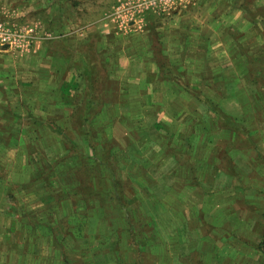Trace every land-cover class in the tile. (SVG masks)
<instances>
[{
	"label": "rangeland",
	"instance_id": "374dc122",
	"mask_svg": "<svg viewBox=\"0 0 264 264\" xmlns=\"http://www.w3.org/2000/svg\"><path fill=\"white\" fill-rule=\"evenodd\" d=\"M216 15L230 24L229 47L211 59L226 69L216 74L219 67L210 65L216 75L207 83L216 94L199 97L204 111L196 118L213 121L220 102L229 112L245 107L246 117L242 110L241 119L232 118L246 131L230 129L208 150L235 178L227 149L246 152L238 157L243 170L252 161L264 168V0H0V264H264V219L246 226L252 239L235 224L213 225L198 177L188 170V187L176 180V143L160 158L156 145L131 146L125 125H114L128 115L103 107L118 102L117 83L97 82L110 76L100 53L75 45L102 22L114 28L115 42L140 44L130 22L162 28L176 16V36L155 31L152 39L164 76H183L169 64L165 43L182 45L178 58L187 41H220V32L204 27ZM162 117L145 123L157 126ZM194 134L190 148L202 161L199 139L209 134ZM231 184L212 204L232 199L239 185ZM237 204L253 208L248 200Z\"/></svg>",
	"mask_w": 264,
	"mask_h": 264
},
{
	"label": "crops",
	"instance_id": "0c3cea01",
	"mask_svg": "<svg viewBox=\"0 0 264 264\" xmlns=\"http://www.w3.org/2000/svg\"><path fill=\"white\" fill-rule=\"evenodd\" d=\"M179 15H177V18ZM183 16H180V18ZM216 19L217 15L212 16L208 20L210 24L206 22L204 27H209L213 32L222 34L218 42H213L210 37L206 39L207 43L200 41L193 43L194 40L191 42L187 41L186 46L183 48L186 51L185 54H180L178 58L176 57V49L182 50L178 47L182 45L178 41L176 43V39H172L171 44L165 43L164 48L166 51L164 52L166 58L169 59V64L173 68L182 67L183 76L176 74V72L164 76L165 73L161 72V66L155 59L152 39L155 31L158 34L163 32L169 37L170 34L176 36V16L171 20L170 25L162 28H159L158 25L155 28L149 27V22L146 19L144 21L141 19L143 22L139 27H137L136 23L130 22V28L136 27L133 30L140 32L142 38L140 44L132 43L127 39L122 42H115L110 36V33L114 32V28H111L112 25L102 22L101 24L89 26V32H85L86 36L75 45L84 47L91 44L92 48L97 49L100 53L102 65L110 71V76L105 78L99 76L97 77V82L105 79L106 81L112 80L117 83L118 90L116 94L119 97L118 102L115 106L104 105L103 107L107 109L112 107L110 110L116 114L128 115L129 120H117L114 125L116 123H120L121 126L125 125V127L122 126L124 128L123 134L129 139V144L131 146L136 145V143L142 144L141 149L143 148V150H149L150 145H156L162 151L158 153L160 158L167 152L172 154L170 152L172 150L171 145L176 143V180L178 178L182 180L183 177V181L188 187L189 178H191L188 175V170L191 171V176L198 177L200 186L196 188L204 195V202L200 204L204 206L205 217L210 219V222L214 223L213 225L215 226L222 227L235 224L237 225L236 232L239 235L252 239L253 237L250 238L246 226L250 223L252 217L258 221L260 218L264 219L260 208L262 205L264 206L260 200L261 196L264 195V168L260 162L252 161L250 169L243 170L238 163V157L242 154V158L246 159V152L242 149L234 148L230 154L227 149V155H230L235 165L236 177L232 176L231 178L230 173L225 172L221 164L218 165L219 160L216 158L219 156L213 157L214 162L216 161V164H213L208 153L209 149H214L216 144L228 135L230 129L222 125L217 112L212 115L213 121L196 118V114L200 110L204 111L199 97H213L216 94L213 93L207 82L214 81L216 74H225L226 68H221L219 59L215 62L212 61L211 55L217 49H223L224 44H226L227 52L229 47L227 42L228 37H230L228 33L231 27L226 17H223L219 23ZM102 24H105L104 27H106L103 30L104 32L100 29ZM178 33L179 35L182 34ZM101 38H103L102 41L99 40ZM169 46L171 47L169 48ZM111 51L116 53L111 56ZM111 58L113 59L111 60ZM211 64L219 67L218 73L214 74L213 70H211V67H213L210 66ZM216 105L221 111L236 119H241L242 110L245 113L244 117H246L245 107H242L241 111L237 109L236 112L230 111L232 112L230 113L221 102L216 103ZM205 108L210 113L211 107ZM160 112L164 116L159 118L160 124L156 126L153 122L148 126L145 123L146 118H155ZM251 112L253 113V109ZM95 123L94 121V125ZM110 128L109 126L108 129ZM192 129L195 130V140H198L197 134L200 130H204L205 133L209 134L206 140L204 137L199 139L201 141L199 149L205 148L202 161L196 154L194 155L190 148L191 145L195 144L191 140ZM151 141L153 143H150ZM218 150L223 151V147L220 146ZM181 152L184 155L186 154L185 158L182 157ZM198 161H201V164L196 167ZM221 161L222 157L220 156V163ZM233 181L239 186L232 187V199L223 203L212 204L213 199L218 196V192L220 195L228 193L229 186L232 185L231 182ZM176 191H178L177 186ZM242 199L248 200L247 205L253 206V208L247 207V209L242 210V207L237 204ZM258 205L260 206L257 207Z\"/></svg>",
	"mask_w": 264,
	"mask_h": 264
},
{
	"label": "trees",
	"instance_id": "16d2710c",
	"mask_svg": "<svg viewBox=\"0 0 264 264\" xmlns=\"http://www.w3.org/2000/svg\"><path fill=\"white\" fill-rule=\"evenodd\" d=\"M216 112L219 114V116H220L219 119H220L223 126L229 128L231 130H235V131L242 132V133L246 131V128L242 124H239L237 121H235L232 118V116L227 115L226 113H224L223 111H221L218 108H217ZM114 198L118 201L117 196H114Z\"/></svg>",
	"mask_w": 264,
	"mask_h": 264
},
{
	"label": "built area",
	"instance_id": "2783aa9c",
	"mask_svg": "<svg viewBox=\"0 0 264 264\" xmlns=\"http://www.w3.org/2000/svg\"><path fill=\"white\" fill-rule=\"evenodd\" d=\"M146 3H147V1H144V3H141L140 6H142L143 4H146ZM137 6H138V5H137Z\"/></svg>",
	"mask_w": 264,
	"mask_h": 264
}]
</instances>
